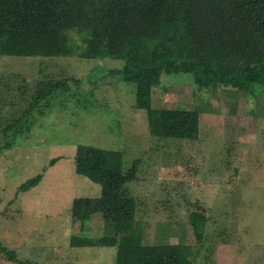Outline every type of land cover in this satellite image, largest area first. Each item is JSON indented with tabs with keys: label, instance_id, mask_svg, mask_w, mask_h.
I'll return each mask as SVG.
<instances>
[{
	"label": "rangeland",
	"instance_id": "374dc122",
	"mask_svg": "<svg viewBox=\"0 0 264 264\" xmlns=\"http://www.w3.org/2000/svg\"><path fill=\"white\" fill-rule=\"evenodd\" d=\"M122 64L0 57V146L4 127L29 107L38 84L61 80L70 89L57 91L48 107L40 105L44 116L32 114L30 133L0 153V242L15 255L0 253V264H114L115 249L100 246L108 224L97 214L74 218L70 205L102 194L94 179L109 160L115 172L108 196L117 194L118 172L139 161L126 186L136 202L127 232L132 244L189 246L192 264H264V94H196L189 75L162 76L152 105L199 114L196 140H162L149 135L145 111L135 109L134 84L105 75ZM101 76L103 83L92 86L91 79ZM69 78L80 87L74 90ZM38 174L35 187L18 192ZM193 212L206 217L200 241L190 226ZM75 236L93 245L74 247Z\"/></svg>",
	"mask_w": 264,
	"mask_h": 264
},
{
	"label": "trees",
	"instance_id": "16d2710c",
	"mask_svg": "<svg viewBox=\"0 0 264 264\" xmlns=\"http://www.w3.org/2000/svg\"><path fill=\"white\" fill-rule=\"evenodd\" d=\"M70 33L79 40L75 41ZM3 56L120 60L122 67L107 70L105 75L134 84V107L145 111L149 135L193 141L198 138V112L155 108L152 89L161 84L162 76L184 74L191 77L196 94L215 96L219 89L246 98L264 94V0H0ZM103 79H91L92 86L103 83ZM69 80L74 90L80 87L78 79ZM66 84L60 80L45 81L44 87L37 85L29 107L4 127L6 141L0 153L9 150L17 137L30 133L35 125L32 114L44 116L38 112L40 105L48 107L57 91L69 94ZM56 161L49 160L48 166ZM109 161L105 168L101 164L103 174L94 179L101 185L102 194L98 198L74 199L70 204L73 217L97 214L108 224L100 246L115 249L114 264H192L189 246L132 244L127 232L135 220L136 202L126 186L135 180L139 161L118 172L117 194L108 196L112 191L110 176L115 170ZM41 178L38 174L26 180L18 192L29 191ZM189 221L200 241L205 215L193 212ZM71 244L93 245L90 239L78 236L72 237ZM0 253L15 260L13 251L1 242Z\"/></svg>",
	"mask_w": 264,
	"mask_h": 264
}]
</instances>
